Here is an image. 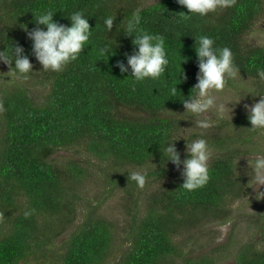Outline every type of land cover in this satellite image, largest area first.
<instances>
[{
    "label": "trees",
    "instance_id": "trees-1",
    "mask_svg": "<svg viewBox=\"0 0 264 264\" xmlns=\"http://www.w3.org/2000/svg\"><path fill=\"white\" fill-rule=\"evenodd\" d=\"M137 7L142 8L140 27L165 40L170 64L162 81L133 84L130 72L115 67L134 47V37L116 33V25ZM45 10L68 26V16L83 11L94 29L92 45L60 72L42 69L22 28H35L34 15ZM181 12L189 14L176 0H0V51L18 44L33 65L28 79L1 83L0 264H229L228 254L234 264H264V204L262 223L254 226L257 239L241 242L230 231L225 243L208 250L192 243L206 220L229 222L243 197L247 185L235 162L241 150L227 145L237 137L218 132L207 138L216 152L209 161L210 179L191 192L180 188L183 179L173 164L162 165L159 145L167 129L179 139L175 146L184 159L185 140L198 136H183L186 122L178 114L185 110L170 95L178 84L177 97L187 98L197 82L194 38L208 35L216 47H229L239 74L256 78L264 89L255 73L264 68V45L248 39L264 14V0H236L203 18L185 19ZM111 13L117 17L107 34L103 19ZM107 35L117 41L116 54L99 56ZM180 52L188 58L182 69ZM182 70L187 79L180 82ZM242 113L227 124L251 143L261 131L250 132ZM69 148L89 157L60 163L53 157ZM92 160L101 163L96 166L104 176L91 201L83 193L98 178ZM144 166L147 181L141 189L127 181V173ZM116 191L124 195L123 213L129 218L121 223L100 210L104 200L99 198Z\"/></svg>",
    "mask_w": 264,
    "mask_h": 264
},
{
    "label": "clouds",
    "instance_id": "clouds-1",
    "mask_svg": "<svg viewBox=\"0 0 264 264\" xmlns=\"http://www.w3.org/2000/svg\"><path fill=\"white\" fill-rule=\"evenodd\" d=\"M176 3L188 10L189 14L181 12L185 19L193 15L206 17L217 9L230 8L236 0H176ZM54 11L45 10L34 15L36 27L31 31L23 25L27 38L32 41L31 54L42 66L44 71L60 72L71 62L77 61L86 45H92L93 30L90 28L88 16L83 11H75L68 16L70 26L59 23L53 19ZM142 8L137 7L129 16L122 19L116 25V33L121 30L125 36L134 37L131 41L133 51L125 53V60H117L115 67L121 74L131 73L133 84L143 82L146 79L162 81L170 64L169 53L165 48V40L162 36L153 34L140 27L142 22ZM117 13L105 15L103 28L108 34L112 31ZM40 26H44L43 28ZM96 28V27H95ZM46 29V30H45ZM194 51L198 71L196 83L192 86L187 98L183 95L177 97V85L170 88V95L179 98L185 109L183 114H188L195 122V128L199 130L196 139L185 140V157L181 159V153L176 148L168 130L164 131L160 143L162 153V165L168 162L180 171L183 183L180 186L185 191L191 192L206 186L210 179V165L212 150L208 141L204 138L205 130L213 126V121L208 117L210 112H220L223 105H217L213 92H222L229 79L236 77L239 68L234 62L232 50L229 47H216L215 41L208 35H200L194 38ZM117 41L113 38H105L101 47L97 49L99 56H114V48ZM187 57H178L180 69L182 63H186ZM0 63L9 66V73L18 79H28L33 69L28 55L20 45H9L5 51H0ZM14 63V67L12 66ZM256 77L264 81V68L257 67ZM187 79L183 70L179 76ZM167 86V85H165ZM253 97H260L251 105L245 104L247 119L251 127L250 132L264 130V89L248 91ZM245 95V96H246ZM244 96V97H245ZM244 97L240 98L242 100ZM237 102V103H238ZM236 104V103H235ZM193 126V125H192ZM191 128V127H190ZM251 139H255L252 137ZM251 179L258 186H264V155L257 152L256 158L249 162ZM154 165V164H153ZM156 167V166H155ZM127 181H132L138 188H143L147 181V173L143 170L127 173ZM250 176V175H249ZM256 189V188H255ZM261 196L264 193L258 192ZM257 193V194H258ZM35 210L25 211V217Z\"/></svg>",
    "mask_w": 264,
    "mask_h": 264
},
{
    "label": "rangeland",
    "instance_id": "rangeland-1",
    "mask_svg": "<svg viewBox=\"0 0 264 264\" xmlns=\"http://www.w3.org/2000/svg\"><path fill=\"white\" fill-rule=\"evenodd\" d=\"M248 39L255 45H264V14L257 21V24L251 31ZM6 73L7 67L4 63H0V97L3 96L1 83H3L5 79L17 80L19 82V79H17L14 75L10 73L9 76H6ZM257 81L258 80L256 78H250L249 76L245 77L238 73L236 77L228 80V83L222 92H213V95L216 97L217 105H223L224 107L222 111L218 113L210 112L207 114L213 121V126L205 130L204 138L208 141L207 138L212 137L218 132H223V135L228 133L230 136L237 137L234 141H228L229 143H227V145L232 148L235 146V148H240L241 150L240 153L238 152L239 155H237L235 162L238 165L239 174L244 175V182L247 186L243 192V197L233 206L229 222H210L206 220L205 225L202 226L200 231L196 232L197 237L192 241V243H196L197 246L203 245L202 250H208L219 243H225L230 231L236 233L241 242L252 241V239L258 238L255 233V223H262L258 219L262 218L261 212L263 209H261V207L264 204V195L261 196L258 192L264 193V186H260L258 188V186L251 179V174H249V176L247 173L250 171L248 161H253L256 158L257 152L264 155V130L252 135L255 139H252L251 143H246L242 141L244 140L243 134H239L237 127L233 124H227L241 117L243 114L242 112H246L244 108L245 104L251 105L253 102L260 99L258 96L253 97L251 94L246 95L250 90L255 91L259 89ZM242 97L244 98L238 102V100ZM183 113L184 111L178 114V116H181L186 122L182 134L186 138L191 136L194 138L195 135H199V130L195 128L194 120L192 121V118H190L188 114ZM209 145L212 150V158L216 152L214 146L211 144V141ZM73 153V148H69L67 150L57 152L53 157L57 158L59 163L65 161L64 159L69 157L81 161L84 160L85 157H89L87 155H76ZM92 161V166H94L93 168L98 171L99 166H96V164L100 165L101 163L98 160ZM109 170H111V167L108 168V171ZM141 170L145 171L146 167L144 166ZM134 171L140 170L134 169ZM96 175L98 176L97 180L91 183L90 186L86 187V190H84L83 193L85 198L89 197L91 198V201L95 195L96 185L99 183L98 181L104 176L102 171H98ZM168 177L171 178V175ZM169 178H164L165 182L170 180ZM161 183L164 184L163 182ZM154 187L157 188L160 187V185H154ZM100 191L101 189H99L98 193ZM152 191H154L153 188H151L150 191H147V194L153 193ZM142 196H144V194H142ZM99 199L104 200V205H101L100 210L105 212L106 216L115 220L116 223H121L122 221L124 222V220L129 219L123 213V203H125L126 200L120 191L109 193L105 197ZM140 203L143 204L144 201L141 200ZM259 212L261 213V217L258 216ZM116 255H119V253ZM231 256V254H228V262L229 264H234V258Z\"/></svg>",
    "mask_w": 264,
    "mask_h": 264
}]
</instances>
